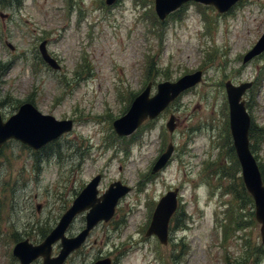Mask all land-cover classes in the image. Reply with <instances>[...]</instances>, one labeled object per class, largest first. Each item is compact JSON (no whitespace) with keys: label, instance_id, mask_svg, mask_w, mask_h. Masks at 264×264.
<instances>
[{"label":"rangeland","instance_id":"374dc122","mask_svg":"<svg viewBox=\"0 0 264 264\" xmlns=\"http://www.w3.org/2000/svg\"><path fill=\"white\" fill-rule=\"evenodd\" d=\"M105 2L0 0L3 119L26 101L42 114L74 122L38 151L14 140L0 150V264H19L11 257L12 236L43 242L97 174L99 194L112 182L132 190L65 264L109 256L116 264H224L225 256L227 264H264L260 224L239 165L234 177L213 175L236 169L228 81L253 82L244 100L250 147L264 169V53L243 62L264 32V0H243L227 14L189 2L159 22L154 0ZM42 43L59 72L42 63ZM197 70L201 83L162 115L130 136L116 135L112 122L149 83L153 95L158 83ZM170 115L172 131L165 130ZM172 143L168 164L151 173L161 149ZM175 188L180 208L163 246L145 233L155 206ZM84 224V214L78 215L65 236H77ZM58 250L57 244L53 253Z\"/></svg>","mask_w":264,"mask_h":264},{"label":"water","instance_id":"95a60500","mask_svg":"<svg viewBox=\"0 0 264 264\" xmlns=\"http://www.w3.org/2000/svg\"><path fill=\"white\" fill-rule=\"evenodd\" d=\"M239 0H154L156 15L159 20H164L170 13L179 9L188 2L213 6L219 13L229 11ZM113 0H107L110 5ZM40 56L45 64L54 70H58L57 62L49 56L45 49V43L39 46ZM264 51V34L256 45L248 52L243 62L259 55ZM201 80V72L185 75L177 82H164L157 86V94L149 97L150 84L147 85L131 103L127 112L116 119L112 126L118 136L130 135L145 120L157 117L167 105L183 91L194 87ZM251 87V83L234 86L231 82L225 84L228 108L229 129L233 139L236 157L240 164L241 177L246 191L251 195L255 207V219L260 224V237L264 242V186L258 171L256 161L249 150V126L250 119L246 113L242 95ZM167 128H174L173 117H170ZM72 128L70 120H56L54 117L40 113L31 104H22L17 112L9 117L6 122L2 121L0 115V148L9 139L20 141L22 144L37 150L50 141L67 133ZM169 145L166 152L156 162L152 173L159 171L172 153ZM99 177L94 178L86 186L73 205L61 217L57 226L41 244L32 246L26 241L16 244L13 255L19 259L21 264H30L39 256L43 258V264H62L68 255L78 249L85 241L88 232L100 221L107 222L113 215L117 200L128 192V188L115 184V189L110 186L109 190L100 198H96V186ZM92 195V196H91ZM177 190L167 192L157 204L149 227L145 233L146 237L154 235L160 244L166 245L168 239V224L177 207ZM90 209L86 215V227L75 238H65L64 233L71 223L73 217ZM61 241V250L56 258H50L51 245ZM94 264H110L109 259H103Z\"/></svg>","mask_w":264,"mask_h":264},{"label":"trees","instance_id":"16d2710c","mask_svg":"<svg viewBox=\"0 0 264 264\" xmlns=\"http://www.w3.org/2000/svg\"><path fill=\"white\" fill-rule=\"evenodd\" d=\"M251 131H252V129H251ZM250 134L252 135L251 132H250ZM231 152L233 153L232 148H231ZM232 159H234V162H235V163L232 162L233 165H232V163H231V167H232V166H234L235 168L238 167V163H237V161L235 160V158L233 157ZM238 171H239V170L236 168L235 170L232 171V173H220V174H213V175L218 176L220 179H224V178L234 177V175L236 176L237 173H238ZM260 172H261L262 179H263V182H264V169H263V167H262L261 165H260ZM229 191H230V190H229ZM236 194H237L238 197H240V192H239V191L236 190ZM248 199H249V201H252L251 198H248ZM251 204L253 205L252 202H251ZM178 225H179V224L176 225V229L179 228ZM14 238H15V240H17L16 236H14Z\"/></svg>","mask_w":264,"mask_h":264},{"label":"flooded vegetation","instance_id":"af4514ba","mask_svg":"<svg viewBox=\"0 0 264 264\" xmlns=\"http://www.w3.org/2000/svg\"><path fill=\"white\" fill-rule=\"evenodd\" d=\"M71 237H73V236H71ZM90 237H91V236H90V234H89L88 237H87V239H86V241H85V243H84V245H86V243H87V241L90 239ZM82 248H83V247H81L80 249H78V251H80ZM78 251H76V252H78ZM76 252H75V253H76ZM75 253H74V254H75ZM72 255H73V254H72ZM109 258L112 259V260H111V264H114L113 258L110 257V256H109ZM97 260H99V257H97V258H96L95 260H93L91 263H94V262H96Z\"/></svg>","mask_w":264,"mask_h":264}]
</instances>
